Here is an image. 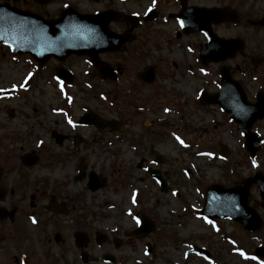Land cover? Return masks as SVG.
Listing matches in <instances>:
<instances>
[{
	"label": "rangeland",
	"instance_id": "obj_1",
	"mask_svg": "<svg viewBox=\"0 0 264 264\" xmlns=\"http://www.w3.org/2000/svg\"><path fill=\"white\" fill-rule=\"evenodd\" d=\"M79 2L80 9L88 12L107 5L90 0ZM120 4L115 1L114 9L125 8L128 12L142 15L150 2L131 0L126 7ZM16 5L31 9L26 3ZM52 8L55 9V6ZM155 26H149L151 31L143 40L146 41L144 46L136 44L133 47L137 55L132 58L136 61L124 62L125 68L127 65L131 72L142 71L162 59L165 76L160 82L170 88L168 93L171 96L187 102V107L183 108L182 102L177 101L181 117H165L162 108L158 107L159 103H155L156 100L176 103L175 99L169 95L167 99L158 97L149 101L147 97L152 96L154 90L140 86L136 81L129 85V80H123L121 87L115 88L100 79L79 76L75 88L67 90L69 99L62 97L53 80L46 82L42 76L36 75L28 88H22V84H26L27 72L31 70L30 61L27 57L13 56L7 53L6 48L0 47V89L13 92L10 100L0 101V161L6 174L4 183L9 192L13 190L19 196L21 194L20 198L27 206L32 202L35 206L47 208L55 204V212L49 211L53 212L52 217L46 210L39 218H54L56 225L51 223L47 228L51 242L54 241V234L60 232L66 241L63 248L74 251L71 232L81 229L91 234L87 251L98 260L93 264H105L101 257L106 251L117 256L119 264H264V259L254 255L258 247L264 250V226L257 233H249L231 221L205 222L199 216L202 206H198L212 184L230 186L235 178L241 180L257 172L264 174V149L255 161H248L244 155V138L240 128L230 124L217 111L200 110L193 102L196 91L205 81H213V75L207 77L205 72L201 73L202 76L198 74L193 61L196 56L181 46L187 42L198 45L200 40L191 36L177 43L171 31L172 24L161 20L159 27ZM160 32L167 35L163 36ZM244 37L249 43V52L255 54L260 51L264 34H244ZM168 39H171L169 45ZM72 63V68L84 75L82 72L86 65L83 61ZM189 68L197 73L194 77ZM36 69L32 70L35 72ZM239 79L242 80L241 77ZM245 86L252 97L264 84L253 82L245 83ZM132 89L140 91V104H143L144 98L149 108L157 110L143 112L119 135L76 126L75 121L85 113L86 108L106 118L125 117L124 109L130 103L138 105L136 98L125 94ZM168 106L173 105L170 103ZM253 130L264 135V121L258 122ZM53 131L71 136L79 134L85 141L78 146L67 141L60 147L52 138ZM219 143L229 147L230 164L209 153L210 150L217 152ZM31 152H35L40 160L38 167L28 170L21 158ZM82 161L88 174H95L101 182L96 192L89 190L87 180H74ZM150 166L159 170L167 180V191L160 190L150 178L146 170ZM250 203L264 219L256 187L252 189ZM63 211H68V215H63ZM141 215L153 219L157 230L144 237L131 236L127 232L136 229L135 219ZM72 220L76 224L78 220V224L72 225ZM126 223L131 226L129 229ZM32 224L29 223L32 234L36 236L38 228ZM98 232L108 235L110 240L107 244L95 242L93 234ZM26 234L30 236L31 232ZM117 240L120 243L116 249ZM148 246L152 252H147ZM58 247L53 244L47 249L57 251ZM192 248L208 251L210 258L197 255L186 258V252Z\"/></svg>",
	"mask_w": 264,
	"mask_h": 264
},
{
	"label": "flooded vegetation",
	"instance_id": "obj_2",
	"mask_svg": "<svg viewBox=\"0 0 264 264\" xmlns=\"http://www.w3.org/2000/svg\"><path fill=\"white\" fill-rule=\"evenodd\" d=\"M45 1L47 0H21L20 2L30 5L33 11L43 15L46 19L58 18L63 9L57 3L66 0H52V3L50 5L42 6L41 2ZM93 1L108 5L102 11L111 10L120 12L126 16L130 15L128 10L125 8H121L119 10L114 9V2L119 0ZM130 1L131 0H125L123 2L121 1L120 5L122 7H126L127 5H129ZM156 2L157 3L154 6L156 20L153 22L156 25L155 27H159L158 24L161 23V20L165 24H172L173 29L171 31L172 34L175 35L174 38L176 39L177 43H181L183 39H188L191 36L197 37L198 40H200L199 44H196V46L193 42H187L189 48H199L201 44L209 42V37L207 34L197 33L186 35L180 30L179 26L177 25V22L179 21L177 16L184 8L187 11H193V9L198 8L203 9L205 13L203 16V21L205 23L209 21L210 11L216 12L212 16L213 23L211 25V30L212 33L217 35L219 38L243 39L245 38L244 34H251L253 36L257 33L264 34V27L259 25L260 22L264 19V0H156ZM54 5H56L55 9L52 8ZM78 7V5L75 6V8L80 13H85ZM142 23L143 25L138 30L133 29V27L127 22H118L111 25V30L119 35H129L130 32H133L134 35L133 40L130 43L126 44L120 52L101 55L102 61L105 62L108 67H111L113 71H115V77L103 79L101 73L91 64L89 58L82 57L81 59H78L74 56L69 57L64 62V64H60L57 61L52 60L47 65L38 67L37 76H42L44 79H49L54 74V72L58 71V68L64 67L71 70L75 74V81L79 76H83L84 78H91L95 80L100 79L104 82L111 83V86H114L115 88L121 87L120 83L123 80H126V82L129 80V85L131 82L136 81L138 85L149 87V89L154 90V94L148 99L149 101L152 98H158L159 94L167 99V96L170 95L168 93V91H170V88L164 86V84L160 82V80L165 76V68L161 67L163 63L162 59H159V61L153 65L155 66L156 71L155 81L152 85H146L139 80V73H141L145 69L142 71L137 70L131 72V70L127 68V65V69L125 68L124 62L128 63L130 60V62L136 61L131 57L135 52L133 47L136 44H141L144 46V43H146V41L143 40H146L147 38L145 36H149L150 34L151 28L149 26H151V24L146 26L145 22ZM161 27L164 28L163 26ZM206 28L207 30H209L210 26L207 25ZM153 33L157 34L155 32ZM162 34L163 36L167 35L163 32L161 33V35ZM167 41L169 45L171 43V39H168ZM249 49L250 48L248 41L246 42V40H244V47L241 51L237 52L235 58L225 62V64L217 65L218 76L215 77V79H217V82L214 83L212 87L208 86L210 84L207 82V87L205 85L204 90L202 91L214 94L219 90V67L221 66H227L228 68H230L234 76L241 75L242 77H244V81L256 80L258 78V75L255 74L256 70H260L262 72L260 76L264 79V64H262V60L260 59L264 56V50H261L264 49V43L262 45V48H259L260 51L255 54L249 52ZM144 57L147 58L148 56ZM79 60L84 61L83 63L86 65L84 71L82 72L84 73V75H80L78 71L76 72L72 68L74 67L72 61L76 63ZM247 64H250L251 68H253L252 66L255 65V70H248L246 68ZM51 65L52 68H49V66ZM201 66L204 67L203 65ZM207 66H209V64H207ZM30 67L33 68L32 63ZM158 81L159 85H157ZM139 92L132 89L128 90L125 93L128 96H132L131 98H136L135 102L138 104L136 105L135 103H130V106H128L127 109H124L125 117H109V119L123 122V128H125L124 130H126L129 125L132 124V120L136 121V119L141 116L143 112H155V110L149 108V106L144 103V98H142L143 104L139 103L141 101ZM171 97L176 101H181L182 107H187V102L185 99H180V97ZM199 108L203 111L216 110L220 112L219 108L217 107ZM2 168L3 165L0 161V169ZM3 178L4 176L2 175V177H0V189L5 190L6 193L2 201H0V264H93L95 258L89 256L88 253L81 250L77 245L74 244V246L76 247L74 251L71 249L69 250L67 248H63V246L66 244V241L62 235V237H58V239L60 238L62 242L61 244H59L60 246L58 247L59 249L57 251H49L47 249L48 246H53V243L51 242L50 233L46 229L37 230L36 236H34L32 232V236L27 235L26 233L29 230V228L27 227V225L29 226V218H39L40 214H42V211H46L47 209L43 206H35L33 202L27 206L26 202H22V198H20L21 194L19 196V194H16V192L13 190L10 192L8 191V187L4 183ZM89 245L90 238L87 245L85 246V250L88 249ZM77 248L80 250H78ZM75 252H77L76 256L74 255ZM83 254L84 261L82 259Z\"/></svg>",
	"mask_w": 264,
	"mask_h": 264
},
{
	"label": "water",
	"instance_id": "obj_3",
	"mask_svg": "<svg viewBox=\"0 0 264 264\" xmlns=\"http://www.w3.org/2000/svg\"><path fill=\"white\" fill-rule=\"evenodd\" d=\"M98 17H82L65 12L59 20L46 21L38 15L22 12L9 7L8 4H3L0 5V44L10 46L13 51L21 55L30 54L40 63H45L52 57L64 60L69 55L76 54L89 55L93 60L95 58L94 62L100 67L98 53L106 50H119V47L127 40L125 38L121 40L122 37L120 39L109 32L105 22L100 21L104 17L97 19ZM186 27L188 30L190 25L186 24ZM220 49L223 51L224 47ZM103 73L107 76L110 74L107 69H104ZM145 77L146 75L142 76L146 81H151ZM257 98V104H248L241 87L228 83L224 84L219 95L211 97L212 103L218 101L224 107L223 109L231 114L232 119L242 125L243 134L246 137L245 148L251 156H254L257 151L253 147L254 143L260 140L250 130L257 120L264 118V95L259 94ZM205 100L207 97L204 98ZM81 121L93 124L99 129L109 125L93 115L83 117ZM53 136L57 137L58 143L64 140L56 133ZM34 162L35 160L31 161L32 164ZM85 175V168L82 167L76 180H82ZM254 182L258 183L261 199L264 202V178L262 175H257L255 179L243 181L242 186L236 189L225 190L221 186L212 187L207 193L206 205L201 214L207 219H232L241 223L248 231L259 230L263 221L258 213L248 205L249 191ZM89 187L92 191L99 189L100 183L95 175L90 177ZM261 206L264 208V203ZM143 227V232H150L146 223ZM256 254L264 257V251L261 249L257 250Z\"/></svg>",
	"mask_w": 264,
	"mask_h": 264
},
{
	"label": "bare ground",
	"instance_id": "obj_4",
	"mask_svg": "<svg viewBox=\"0 0 264 264\" xmlns=\"http://www.w3.org/2000/svg\"><path fill=\"white\" fill-rule=\"evenodd\" d=\"M126 226H127L128 229L131 227L130 224H128V223H126Z\"/></svg>",
	"mask_w": 264,
	"mask_h": 264
},
{
	"label": "snow or ice",
	"instance_id": "obj_5",
	"mask_svg": "<svg viewBox=\"0 0 264 264\" xmlns=\"http://www.w3.org/2000/svg\"><path fill=\"white\" fill-rule=\"evenodd\" d=\"M182 23V22H181ZM181 143H183L182 141H181Z\"/></svg>",
	"mask_w": 264,
	"mask_h": 264
}]
</instances>
